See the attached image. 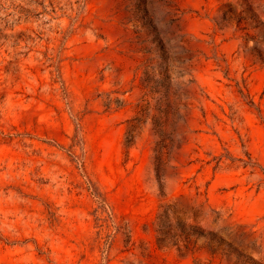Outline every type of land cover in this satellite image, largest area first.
I'll return each mask as SVG.
<instances>
[{
  "label": "rangeland",
  "instance_id": "374dc122",
  "mask_svg": "<svg viewBox=\"0 0 264 264\" xmlns=\"http://www.w3.org/2000/svg\"><path fill=\"white\" fill-rule=\"evenodd\" d=\"M0 264H264V0H0Z\"/></svg>",
  "mask_w": 264,
  "mask_h": 264
}]
</instances>
